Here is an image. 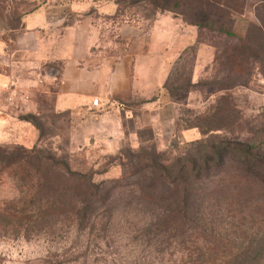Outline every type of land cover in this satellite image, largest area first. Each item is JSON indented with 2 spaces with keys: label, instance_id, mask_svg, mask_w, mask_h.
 <instances>
[{
  "label": "rangeland",
  "instance_id": "374dc122",
  "mask_svg": "<svg viewBox=\"0 0 264 264\" xmlns=\"http://www.w3.org/2000/svg\"><path fill=\"white\" fill-rule=\"evenodd\" d=\"M115 1L166 78L73 113L44 74L0 90V264H264V0Z\"/></svg>",
  "mask_w": 264,
  "mask_h": 264
},
{
  "label": "crops",
  "instance_id": "0c3cea01",
  "mask_svg": "<svg viewBox=\"0 0 264 264\" xmlns=\"http://www.w3.org/2000/svg\"><path fill=\"white\" fill-rule=\"evenodd\" d=\"M117 5L115 0H33L15 23L0 16V90L9 92L44 74L54 87L55 106L72 113L113 101L121 104L144 81L156 94L168 70L160 64L151 78L143 59L152 58L157 49L159 28L151 25L148 46L140 21L120 15ZM167 46V51L174 49V44ZM93 97L98 104L90 103ZM149 100L156 106L163 93Z\"/></svg>",
  "mask_w": 264,
  "mask_h": 264
},
{
  "label": "built area",
  "instance_id": "2783aa9c",
  "mask_svg": "<svg viewBox=\"0 0 264 264\" xmlns=\"http://www.w3.org/2000/svg\"><path fill=\"white\" fill-rule=\"evenodd\" d=\"M90 103H91L92 105H96V104H98V99H97L96 97H93V98L90 100Z\"/></svg>",
  "mask_w": 264,
  "mask_h": 264
},
{
  "label": "water",
  "instance_id": "95a60500",
  "mask_svg": "<svg viewBox=\"0 0 264 264\" xmlns=\"http://www.w3.org/2000/svg\"><path fill=\"white\" fill-rule=\"evenodd\" d=\"M51 71H52V68H48L47 72L51 73Z\"/></svg>",
  "mask_w": 264,
  "mask_h": 264
},
{
  "label": "trees",
  "instance_id": "16d2710c",
  "mask_svg": "<svg viewBox=\"0 0 264 264\" xmlns=\"http://www.w3.org/2000/svg\"><path fill=\"white\" fill-rule=\"evenodd\" d=\"M195 24H197V22H194ZM210 128H214V127H210Z\"/></svg>",
  "mask_w": 264,
  "mask_h": 264
}]
</instances>
